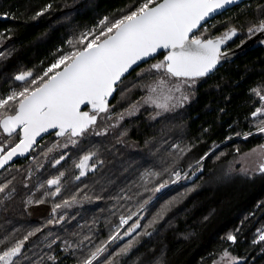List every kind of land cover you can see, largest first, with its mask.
<instances>
[{"label": "trees", "instance_id": "16d2710c", "mask_svg": "<svg viewBox=\"0 0 264 264\" xmlns=\"http://www.w3.org/2000/svg\"><path fill=\"white\" fill-rule=\"evenodd\" d=\"M137 2L0 0V53L4 54L0 57V95L8 91L16 74L25 71L42 74L58 58L60 50H68V40L95 28L105 16L118 18ZM261 3L264 0H252L245 3L251 5L249 8L242 4L218 16L206 26L208 35L219 37L229 27L240 29L241 25H245L241 31L246 32V22H255L260 18L256 8ZM47 4H52V9L33 20L35 13ZM198 34H202V29ZM255 38L248 40L246 35H240L228 41L227 51L241 53L218 68L213 75L204 78L198 84L192 103L186 108L159 122L149 118V111L126 119L121 131L126 129L127 136L122 143L117 142L114 133L86 141L82 148L98 150L99 160L103 164L97 163V170L88 172L81 181L74 179L79 174L74 165L83 155V151L76 149L66 150L69 158L55 168L52 164L59 158V153L45 158L39 154V149H35L30 158L5 170L0 182L15 177L13 184L17 192L14 198L0 205V238L15 233L12 238V242H15L23 239L28 231L47 224L51 218L53 200L49 198L41 205H29L26 201L42 198L45 189L38 190L39 185L53 175L65 172L62 193L55 202L75 195L80 203L62 210L66 223L49 225L44 229L45 233L51 232L53 236L60 237L57 241L59 247L53 245L51 254H58L63 264H76V261L73 256L64 257L60 251L62 240L74 242L90 236L91 241H85L83 255L86 256L90 249L94 250L95 246L107 241L110 232L119 224L121 215L127 217L138 213L143 219H139L141 227L136 233L110 245L111 249L118 250L117 245L122 247L129 239L143 232L156 212L173 198L177 201L175 206L155 226L152 237H141L140 244L121 264H151L161 255L164 264H211L214 255L225 247H229L234 255L245 258L247 264H264V241L253 243L264 231V178H234L223 182L219 179L228 162L234 158L236 147L240 148L242 154L264 143V138L259 136L250 137L248 141L236 136V133L255 132L251 125V112L258 102L251 89L264 87V44L260 40L255 41ZM242 40L247 42L241 46ZM136 72L128 77L126 84L135 80ZM129 95V102H132L139 99L141 93L137 91ZM117 100L119 96L111 101L116 105L115 112L128 106L127 103L117 104ZM228 136L234 139L227 141ZM50 141H54V138L47 137L40 144L45 145ZM176 144L181 148L192 147V151L186 155L177 153L173 147ZM214 148L216 154L223 151L227 155L219 161L215 160V156L206 160L203 174L197 172L196 176H192L191 173L197 169V160ZM173 158L176 159L175 170L182 175L187 173L189 179L175 184L170 182L167 188L156 194L159 199L153 198L146 206L147 211H139L140 204L152 196L153 187L164 180L174 179L170 173L164 172L159 181L153 179L147 185L148 190H145L142 173L147 168L162 170V159L171 163ZM124 195H131L132 199H116ZM85 197L90 199L86 200ZM137 220L138 216L132 215L128 224L120 229L121 233ZM237 228L240 229L238 243L230 247L222 237ZM35 240L36 237H32L26 244V250L31 249L27 255L33 260L38 258L34 253L39 252L33 243Z\"/></svg>", "mask_w": 264, "mask_h": 264}, {"label": "snow or ice", "instance_id": "6c2138e0", "mask_svg": "<svg viewBox=\"0 0 264 264\" xmlns=\"http://www.w3.org/2000/svg\"><path fill=\"white\" fill-rule=\"evenodd\" d=\"M240 2L241 0H138L118 18L105 16L95 28L68 40V50H60L58 58L42 74L32 71L16 74L8 91L0 95V169L16 157H26L34 149H39V154L45 158L52 153H59V158L52 164L55 168L69 158L65 154L66 150L76 149L83 151V155L74 165L79 172L74 179L81 181L88 172L94 173L97 163L102 165L103 161L99 160L98 150L82 148L86 141L92 137H107L114 133L117 135V142L122 143L127 136L126 129L121 131L126 119L137 117L142 111H149V118L159 122L186 108L192 103L198 84L209 77L221 61L227 59L228 53L222 51L226 41L240 35H246L248 40L264 35V3L256 8L260 18L255 22H246V32L241 31L245 27L241 25L240 29L229 27L219 37L208 35V28L204 25L209 19L231 10L232 6H239ZM250 6L245 4V8ZM51 9L52 4H47L32 19L44 16ZM201 29L202 34H198ZM246 42L242 40L241 46ZM260 43L264 44V39ZM3 56L0 53V57ZM158 56L163 58L157 59ZM152 60L156 62L151 63ZM137 68L140 69L139 72H136ZM133 72H136L135 80L126 84L125 81ZM137 91L141 93L139 99L129 102V94ZM251 94L258 102V106L251 112V125L255 132L236 133L244 141L255 136L264 138V87L252 88ZM117 96V104H128L120 112H115L116 105L111 103ZM45 136L53 137L54 141L41 145L40 140ZM233 139V136L227 137V141ZM173 147L175 152L185 155L192 151V147L181 148L179 144ZM216 147L219 148V145ZM235 153L223 176L219 178L221 182L234 178H264V143L242 154L240 148L236 147ZM226 155L223 151L216 154L214 148L197 160V169L191 175L196 176L197 172L202 175L206 160L215 156V160L219 161ZM161 163L162 170L147 168L142 173L145 190H148L147 185L153 179L159 181L164 172L170 173L174 179L164 180L153 187L152 196L140 204L139 211H147L146 206L153 198L159 199L156 194L167 188L170 182L175 184L189 179L187 173L182 175L175 170V158L171 163L162 159ZM65 175V172L53 175L39 185L38 190L45 189L42 198L26 201L29 205H41L51 198V218L46 225L28 231L23 239L12 242L15 233L0 238V264H63V259L58 254H51L54 251L53 245L59 247L57 241L60 237L53 236L51 232L45 233L44 229L49 225L66 223L62 210L80 203L75 195L70 199H62L59 203L55 202L61 196ZM13 180L15 177L0 182V205L14 198L17 189ZM24 187L27 188L28 185L25 184ZM116 199L131 200L132 196H118ZM176 202V198L168 200L144 231L129 239L122 247L117 245L118 250L111 249L110 245L131 236L141 227L138 221L143 217H139L138 213L127 217L121 215L119 224L110 232L107 241L95 246L94 250L90 249L86 256L83 255L84 246L85 241H91L90 236L74 242L64 239L61 241L63 247L60 251L65 258L73 256L76 264H121L140 244L141 237H152L156 231L155 226L164 220ZM132 215H137L138 220L121 233L120 229L128 224ZM239 232L240 229L237 228L234 232L227 233L222 240L230 247L235 246ZM32 237H36L33 243L39 249L38 253H34L38 257L36 260L27 255V251L31 249L26 250V244ZM261 241H264V231H261L259 239L253 243ZM151 264H164L163 255L155 258ZM211 264H247V261L225 247L214 255Z\"/></svg>", "mask_w": 264, "mask_h": 264}, {"label": "water", "instance_id": "95a60500", "mask_svg": "<svg viewBox=\"0 0 264 264\" xmlns=\"http://www.w3.org/2000/svg\"><path fill=\"white\" fill-rule=\"evenodd\" d=\"M251 1H252V0H241L240 5L245 4V3H248V2H251ZM240 5H239V6H240ZM236 7H238V6H232L231 10L234 9V8H236ZM228 11H230V10H228ZM228 11H225V12H228ZM225 12H223L222 14H224ZM222 14H216V15L214 16V18H210L209 21H208L204 26L206 27L209 23H211L213 20H215L218 16H220V15H222ZM199 31H200V30H198V32H199ZM263 37H264V35H260L258 38H257V37L255 38V41H256V40H261ZM227 47H228V41H226V43L222 46V51L228 53V57H227L226 60L221 61V64H219V65L217 66V69L223 67L224 65H226V63L232 61L233 59H235V58L238 56V54L241 53V51H237V52H236V51H227ZM158 57H159V56H158ZM152 61H153V60H152ZM150 62H151V61H150ZM142 66H144V65H142ZM137 69H139V68H137ZM137 69H136V70H137ZM217 69H216V70H217ZM216 70H214V72H213L212 74H210V76L213 75V74L216 72ZM128 77H129V76H128ZM85 110H87V109H85ZM47 137H49V136H45L44 139L47 138ZM44 139H43V140H44ZM41 141H42V140H40V142H41ZM34 150H35V149H34ZM34 150H33V151H34ZM32 153H33V152H32ZM32 153L27 154L26 157H16V158H14V160H13V161H10L8 165H6L4 168L0 169V174H1L6 168H8V167H10L11 165L17 163L18 161H24V160L30 158V156H31ZM135 233H136V232L132 233L131 236H126L123 240H126V239L132 237Z\"/></svg>", "mask_w": 264, "mask_h": 264}, {"label": "flooded vegetation", "instance_id": "af4514ba", "mask_svg": "<svg viewBox=\"0 0 264 264\" xmlns=\"http://www.w3.org/2000/svg\"><path fill=\"white\" fill-rule=\"evenodd\" d=\"M45 139H46V138H45ZM20 162H21V161H18L17 163H15V164L11 165L10 167L6 168L5 170H8V169L12 168L13 166L17 165V164L20 163ZM5 170H4V171H5ZM4 171H3V172H4ZM3 172H2V173H3ZM2 173H1V174H2ZM1 174H0V176H1Z\"/></svg>", "mask_w": 264, "mask_h": 264}, {"label": "bare ground", "instance_id": "6f19581e", "mask_svg": "<svg viewBox=\"0 0 264 264\" xmlns=\"http://www.w3.org/2000/svg\"><path fill=\"white\" fill-rule=\"evenodd\" d=\"M250 3V2H249ZM223 69V68H222Z\"/></svg>", "mask_w": 264, "mask_h": 264}]
</instances>
